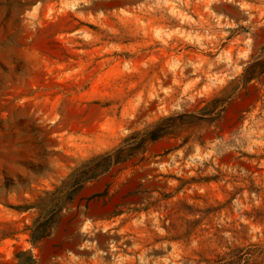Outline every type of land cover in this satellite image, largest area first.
Here are the masks:
<instances>
[{"label": "rangeland", "instance_id": "374dc122", "mask_svg": "<svg viewBox=\"0 0 264 264\" xmlns=\"http://www.w3.org/2000/svg\"><path fill=\"white\" fill-rule=\"evenodd\" d=\"M0 264H264V0H0Z\"/></svg>", "mask_w": 264, "mask_h": 264}]
</instances>
